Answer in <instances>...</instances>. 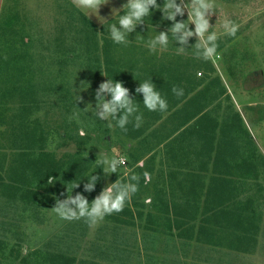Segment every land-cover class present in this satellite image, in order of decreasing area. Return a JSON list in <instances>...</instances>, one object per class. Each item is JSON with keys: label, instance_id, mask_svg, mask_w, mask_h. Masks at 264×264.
<instances>
[{"label": "rangeland", "instance_id": "obj_1", "mask_svg": "<svg viewBox=\"0 0 264 264\" xmlns=\"http://www.w3.org/2000/svg\"><path fill=\"white\" fill-rule=\"evenodd\" d=\"M215 4L216 13L209 18L214 30L224 17L232 18L239 28L235 37H220L218 56L201 60L191 50L177 54L171 44L149 53L139 39V34L152 35L144 24L129 34L132 43L106 44L110 39L106 30L100 33L104 29L96 17H87L70 0H0V48L7 38L1 28L14 17L16 27L29 35L33 54L32 59L21 61L32 62L34 79L40 78L36 84L51 90L37 89L35 94L39 99L36 115L49 132L41 143L44 150L56 157L76 158L83 175L97 166L101 154L121 158L123 164L117 174L108 175L109 183L126 180L130 171L139 177L137 193L123 210L93 225L83 219L62 220L52 208L44 209L42 223H36L17 212L20 203L0 197V235L5 236L0 240H8L5 250L16 243L12 254L18 259L37 248H63L72 264H264V175L256 179L258 204L263 203L257 211L259 229L243 244L246 253L229 249L224 240L217 247L207 246L198 233L205 220H216L212 213L220 204L237 202L236 195L252 187L247 173L264 160V0H215ZM76 10L86 19L79 18ZM177 19H186V11ZM159 20V11L149 17L153 25ZM170 23L164 20L156 31L166 30ZM194 42L195 37L189 38V44ZM106 49L112 50L114 62L122 69L116 80L135 100L141 99L133 94L137 80L147 77L167 99L168 110L156 112L159 120L148 118L150 113L141 104L143 123L139 128L129 124L123 135L83 110L86 102L94 106V89L106 79ZM68 55L73 56L69 59L73 65L61 67L59 63ZM191 78L198 86L175 104L171 87L177 82L185 89ZM72 79L73 87L81 81L89 84L80 92L82 100L74 102L78 108L73 103ZM170 93L171 99L166 95ZM6 105L7 113L13 114L19 106L17 97ZM247 140L256 153L246 147ZM17 143L0 135V150L7 149L11 164L19 152ZM39 143L30 139V148L36 150ZM94 174L103 176L99 168ZM83 183L82 178L73 194L81 192L91 201L105 181L101 179L92 192H83ZM251 200L256 201L254 193Z\"/></svg>", "mask_w": 264, "mask_h": 264}, {"label": "trees", "instance_id": "obj_2", "mask_svg": "<svg viewBox=\"0 0 264 264\" xmlns=\"http://www.w3.org/2000/svg\"><path fill=\"white\" fill-rule=\"evenodd\" d=\"M75 12L82 20L86 19L79 10ZM86 21L89 26L93 27L91 22ZM15 22V18L12 17L1 28L2 35L5 36L6 34L7 38L4 37L6 41L4 46L0 48L2 53L0 56V135L10 139L13 138L20 143H17L19 152L14 160L11 159L12 164L8 162L7 149L2 147L0 150V191L2 193L0 197H7L9 203H20L21 207L17 212L20 214L26 213L27 219L42 223L43 219L40 218L42 211L47 208L51 209L54 206L55 198H62L60 194L64 192L65 186H70L74 182L73 179L78 180L83 174L80 173L79 165L76 164L78 163L76 158L72 160L67 159L68 156L56 157L54 153L44 150L45 148L41 146L44 137L49 132L41 123L39 116L36 115L39 99L35 94L37 89H43L47 93L50 88H47V86L42 87V83L36 84V81L40 78L34 79L37 77V73H35L34 69L36 68L32 62L21 61L28 58L32 59L33 54L29 53L31 48L29 35L23 33L21 28L16 27ZM13 26L14 30L12 31ZM91 27L90 29L94 33L95 31ZM86 34L90 35V32H86ZM109 42L111 40H108L106 44ZM113 56L112 50L106 49L103 68L109 77L113 75L112 78L116 80L122 69L118 63L114 62ZM72 58L71 55L66 56V60L60 62L59 65L61 67L73 65L69 60ZM190 66L192 67L191 64ZM193 76L195 77V73H193ZM197 86L195 80L191 78L186 83L183 96L176 97L172 93L166 95L170 99L172 95L176 104L182 97H186L188 93L194 91ZM15 97H17L19 106L13 114L9 115L6 104ZM149 113L148 118L152 121L160 119V114L158 115L156 112ZM147 121L148 125H152V121ZM124 133L122 132L123 135ZM30 139L35 140L37 143L40 141L39 148L32 150ZM245 145L255 152L256 149L250 140H247ZM250 155L259 159L257 155ZM247 158L251 160L249 157ZM256 159L253 160L256 161ZM258 162V166L255 163L248 173L249 176H252L250 180L253 179L255 185L251 194H248L249 190L241 191L236 195L240 197L237 202L233 199L223 202V205L220 204L219 208L212 213L216 220L214 222L212 219L205 220L202 228L198 230L202 238L201 241H205L207 246L217 247L220 245L221 240H224L228 244V248L232 249L231 247H234L235 242L238 245L240 243L245 244L248 240L247 237L258 232L260 213L257 210L260 208L257 204L259 202L258 198L260 199V192L256 179L263 175L264 160H261V162L258 160ZM48 176L56 177L57 181L49 185L47 183ZM252 193L255 194V202L251 200ZM229 230L231 231L229 232ZM4 237V235H0V238ZM5 241L8 242L6 239ZM5 241L0 240V264H11L12 262L13 264H72L73 262L63 248L51 249L49 247L34 249L17 259V256L12 254L16 252L17 244H9L10 250L8 251L5 250L8 246Z\"/></svg>", "mask_w": 264, "mask_h": 264}, {"label": "clouds", "instance_id": "obj_3", "mask_svg": "<svg viewBox=\"0 0 264 264\" xmlns=\"http://www.w3.org/2000/svg\"><path fill=\"white\" fill-rule=\"evenodd\" d=\"M108 2L109 0H78L77 6L86 13L87 17L90 14L95 16L104 29L100 33L104 34L106 30L108 38L116 45L126 46L132 43L129 34L138 25L144 24L147 32L151 31L152 35L146 37L139 34V39L143 40L144 47L149 53L166 50L171 44L177 54L191 50L194 58L207 60L219 55L217 49L220 37H235L239 28V24L232 18L224 17L219 23V29L214 30L215 23L210 24L209 18L213 12L216 13L215 0H161L160 3L157 0H124L118 8L111 9L110 19H106L97 15V10ZM155 11L160 12V20L153 25L149 17ZM185 11L186 19H177L178 16L183 17ZM164 20L171 22L170 25L166 30L156 31ZM191 37H195V42L189 44ZM103 76L106 79L100 82L93 92L94 106L86 102L83 110H90L97 120L105 122L108 127L122 132L127 131L129 124L133 128H139L143 123V113L139 110L141 104L149 112L162 113L168 110L167 99L161 95L150 77L137 80L138 83L133 90V94L141 96L140 101H137L121 81L112 78L113 75ZM71 87L74 103L82 100L80 92L86 90L89 84L81 81L78 87H73L72 79ZM170 91L176 97L184 95V89L176 85H173ZM74 105L76 106L75 103ZM78 133L84 135L82 129H78ZM122 164L121 158H109L101 154L94 169L78 180L73 179L74 182L70 186H65L64 192L60 194L62 198H55L52 209L62 220L83 219L89 225L102 221L105 216L122 211L137 193L139 180L138 175L130 171L126 180L116 178L113 182H107L108 175L117 174ZM97 168L101 170L103 176L94 174ZM144 175L147 177L148 173L145 172ZM82 178L83 192H92L101 179L105 181L104 186L91 201L81 192L73 194V189L79 185ZM56 181V177L47 178L49 185ZM149 202L150 198H147L145 203Z\"/></svg>", "mask_w": 264, "mask_h": 264}, {"label": "crops", "instance_id": "obj_4", "mask_svg": "<svg viewBox=\"0 0 264 264\" xmlns=\"http://www.w3.org/2000/svg\"><path fill=\"white\" fill-rule=\"evenodd\" d=\"M70 1H72V3L75 5V7H77L78 9H80L78 6H77V3H78V0H70ZM124 2V0H109V2L108 3H106V4H103V5H101L99 8H98V10H97V15H99V16H102V17H105L106 19H110V11H111V9L112 8H118L119 6H120V4L121 3H123ZM80 11H82L81 9H80ZM82 12H84V11H82ZM85 13V12H84ZM85 15H86V13H85ZM87 16V15H86ZM109 16V17H108ZM89 18H91V17H95V16H92L91 14L88 16ZM108 17V18H107ZM93 22V21H92ZM249 173V172H248ZM248 173H247V175H248ZM264 175V174H263ZM251 178H252V176H251ZM250 184H253L252 185V187L250 188V189H243V191H245V190H253L254 189V187H255V185H254V180L252 179V180H250ZM253 188V189H252ZM241 192V191H240ZM250 192V191H249ZM261 204H263V203H261ZM261 204H257V206H259V208H261L262 207V205ZM260 209H258L257 211H259ZM259 219H260V214H259ZM255 234H253L252 236H250V237H247V239L249 240V239H253L255 236H254ZM202 242V241H201ZM203 244H206V242L204 241V242H202ZM244 245L243 244H241L240 243V245H238L237 244V242H235L234 243V247H231L232 249L231 250H238L237 252H242V253H246V247L244 248L243 247ZM246 246V245H245Z\"/></svg>", "mask_w": 264, "mask_h": 264}]
</instances>
